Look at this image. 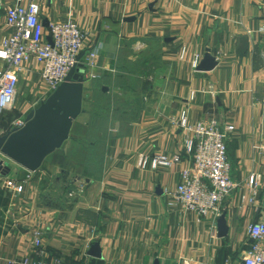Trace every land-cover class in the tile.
<instances>
[{
    "label": "crops",
    "instance_id": "crops-1",
    "mask_svg": "<svg viewBox=\"0 0 264 264\" xmlns=\"http://www.w3.org/2000/svg\"><path fill=\"white\" fill-rule=\"evenodd\" d=\"M4 14L0 7V41ZM42 17H72L98 48V66L85 74L84 110L64 145L36 171L8 164L0 264L37 258L35 237L69 264H241L249 225L264 222V0H42ZM208 49L218 64L195 69ZM40 69L32 61L21 71V116L32 108H20L26 96L46 93ZM185 108L194 121L215 118L226 134L237 187L222 204L223 237L219 217L171 206L167 191L194 166L190 156L171 168L137 166L142 154L182 151L185 133L172 118ZM8 113L0 135L15 120ZM96 243L102 257L88 253Z\"/></svg>",
    "mask_w": 264,
    "mask_h": 264
},
{
    "label": "built area",
    "instance_id": "built-area-1",
    "mask_svg": "<svg viewBox=\"0 0 264 264\" xmlns=\"http://www.w3.org/2000/svg\"><path fill=\"white\" fill-rule=\"evenodd\" d=\"M8 1L14 2V5L8 6ZM0 7L5 11L4 28L8 31L0 41V60L4 62V67L0 69V118L16 107L20 74L28 62L41 65L39 74L47 88V97L66 79L74 66L82 65L86 72L98 66V48L88 45L87 33L72 17L50 22L46 26L42 17V0H0ZM257 31L264 34V25ZM82 51L85 53L80 58ZM200 61L201 56L196 55L193 60L195 69ZM195 93L192 92V98ZM26 115L17 118L11 129L22 127ZM172 122L185 133L182 151L142 154L137 166L154 170L171 168L181 163L184 155L190 156L194 166L182 170L180 182L173 190L167 191L171 206L217 218L223 212V202L237 187L232 177L226 134L215 118L194 121L186 108L172 118ZM258 183L253 186L251 203L257 202ZM86 184L85 180L81 181L75 193H83ZM248 233L252 242L241 264H264V222L250 224ZM34 243L38 248V257H24L18 260L19 264H69L61 258H50L43 248L41 237H35Z\"/></svg>",
    "mask_w": 264,
    "mask_h": 264
},
{
    "label": "water",
    "instance_id": "water-1",
    "mask_svg": "<svg viewBox=\"0 0 264 264\" xmlns=\"http://www.w3.org/2000/svg\"><path fill=\"white\" fill-rule=\"evenodd\" d=\"M48 26V23L44 21ZM49 41L51 38L48 37ZM85 51H82L80 58ZM218 64L216 57L207 50L197 69L210 71ZM86 69L74 66L66 79L38 106L26 115L22 127L11 129L0 135V154L6 160H0V181L9 171V162H15L30 171L42 167L48 156L61 148L70 138L76 119L83 112L87 79ZM219 236H226L229 227L226 212L218 218ZM91 256L102 257L98 243L93 244L88 252ZM155 264H159L156 261Z\"/></svg>",
    "mask_w": 264,
    "mask_h": 264
},
{
    "label": "rangeland",
    "instance_id": "rangeland-1",
    "mask_svg": "<svg viewBox=\"0 0 264 264\" xmlns=\"http://www.w3.org/2000/svg\"><path fill=\"white\" fill-rule=\"evenodd\" d=\"M47 98V95H45L44 94V96H42V97H40L39 98V96H34V95H28V96H26V98H24L25 100H24V104H23V106L21 107L20 106V108L21 109H24V111L27 109V108H29V107H31L32 106V108H35L36 106H38V104L43 100V99H46ZM16 108V107H15ZM12 109L11 111H9V115L7 116V119L8 120H16L18 117L17 116H21V114L23 113V111H21V110H16V109ZM31 108V109H32ZM14 120V121H15ZM10 131V130H9Z\"/></svg>",
    "mask_w": 264,
    "mask_h": 264
}]
</instances>
